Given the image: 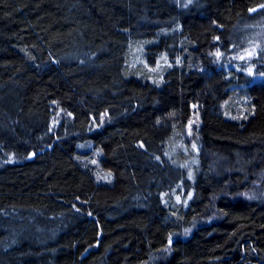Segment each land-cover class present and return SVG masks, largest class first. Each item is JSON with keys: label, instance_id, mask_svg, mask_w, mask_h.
<instances>
[{"label": "trees", "instance_id": "16d2710c", "mask_svg": "<svg viewBox=\"0 0 264 264\" xmlns=\"http://www.w3.org/2000/svg\"><path fill=\"white\" fill-rule=\"evenodd\" d=\"M263 4L0 0V264H264V48L214 58Z\"/></svg>", "mask_w": 264, "mask_h": 264}, {"label": "rangeland", "instance_id": "374dc122", "mask_svg": "<svg viewBox=\"0 0 264 264\" xmlns=\"http://www.w3.org/2000/svg\"><path fill=\"white\" fill-rule=\"evenodd\" d=\"M264 6V4L262 5ZM258 7L256 11H253L254 15L258 14L261 16L253 25L246 27L247 33L245 34L243 45L236 43L235 45L232 44L227 51L222 50L219 48L215 52V61L223 63L224 67L226 69L234 68L237 69V67L241 66L242 64H251L254 59H256L262 50L261 47L264 48V7ZM243 37V36H242ZM246 103V98L245 100ZM239 108V102L237 99H229L223 104V110L224 113H227V116L234 117V113ZM241 118L244 117V111H240ZM239 113V115H240ZM65 114L57 109V111L54 112V115L52 117V123L57 124L60 119L64 118ZM109 119L107 118L106 114H102L97 120H94L90 124V130L97 129L101 127L105 122H107ZM199 114L196 111V109L192 111V116L190 120L188 121L184 133L182 134L181 140L177 143H170L168 146V154L171 157H175L176 153L180 151V148L183 147V141L187 142V145L193 150V152H197L199 149V136H198V128H199ZM88 149H92L93 146L89 145L87 147ZM102 156L101 151L98 149H95L93 152V159L91 160V166L96 167V173H95V181L96 183L100 184H108L113 181V174L104 170L99 162L100 157ZM176 158V162L179 161ZM258 183H254L253 187L249 190L250 195H254V191L256 192V187ZM212 218V217H211ZM207 220H210V218H205L203 220L194 221L189 227L182 229L179 231V235L181 236H187L191 233V231L197 227L198 225L206 222ZM175 236V235H174ZM172 236L171 239L174 237ZM171 239L169 240V243L171 242ZM169 246H167L163 251L159 252L158 259L159 258H165L169 254Z\"/></svg>", "mask_w": 264, "mask_h": 264}, {"label": "snow or ice", "instance_id": "6c2138e0", "mask_svg": "<svg viewBox=\"0 0 264 264\" xmlns=\"http://www.w3.org/2000/svg\"><path fill=\"white\" fill-rule=\"evenodd\" d=\"M262 7H264V6H262ZM251 11H256V9H252Z\"/></svg>", "mask_w": 264, "mask_h": 264}]
</instances>
